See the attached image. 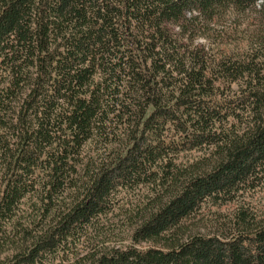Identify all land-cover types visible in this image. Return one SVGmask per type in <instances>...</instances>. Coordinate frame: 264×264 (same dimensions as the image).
Returning a JSON list of instances; mask_svg holds the SVG:
<instances>
[{"label":"trees","instance_id":"obj_1","mask_svg":"<svg viewBox=\"0 0 264 264\" xmlns=\"http://www.w3.org/2000/svg\"><path fill=\"white\" fill-rule=\"evenodd\" d=\"M141 189L128 244L86 234ZM256 192L264 0H0V264H264Z\"/></svg>","mask_w":264,"mask_h":264},{"label":"rangeland","instance_id":"obj_2","mask_svg":"<svg viewBox=\"0 0 264 264\" xmlns=\"http://www.w3.org/2000/svg\"><path fill=\"white\" fill-rule=\"evenodd\" d=\"M228 20L223 21L222 25L226 26ZM222 25H215V29L219 30ZM244 28V27H243ZM195 43L205 45L206 47L211 45L207 40L198 36ZM219 45L213 46L214 50L218 49ZM211 48V47H210ZM231 48L235 50L234 45ZM235 52V51H234ZM232 89L236 88L235 84L231 85ZM201 153L197 151L183 152L180 155L179 162H193L197 158L200 160ZM197 159V160H198ZM120 199L115 209L105 216H101L99 219L100 228H92L86 234H104L102 235V240L106 245H126L129 243L130 231L133 227L134 220H136V215L132 218L130 214L134 212L140 206H143L146 200L147 191L145 189L141 190H125L120 193ZM246 198V197H245ZM249 202L256 209H264V192H256L252 197L247 198ZM230 205L221 207H211L206 206L201 209V216H197L194 220L190 221L196 230H200L203 233L217 232L221 224L227 225L228 218L231 216ZM208 208H211L208 211ZM135 217V218H134ZM147 245V244H144Z\"/></svg>","mask_w":264,"mask_h":264}]
</instances>
